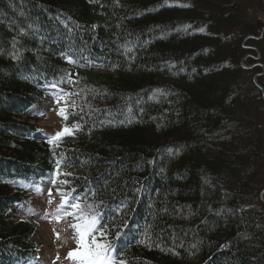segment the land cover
Segmentation results:
<instances>
[{
  "label": "trees",
  "instance_id": "1",
  "mask_svg": "<svg viewBox=\"0 0 264 264\" xmlns=\"http://www.w3.org/2000/svg\"><path fill=\"white\" fill-rule=\"evenodd\" d=\"M262 13L264 0H0V264L40 252V225L11 211L45 181L97 218L113 264H264L262 69L240 66ZM245 44L264 65V36ZM52 88L71 133L58 143L26 117Z\"/></svg>",
  "mask_w": 264,
  "mask_h": 264
},
{
  "label": "rangeland",
  "instance_id": "2",
  "mask_svg": "<svg viewBox=\"0 0 264 264\" xmlns=\"http://www.w3.org/2000/svg\"><path fill=\"white\" fill-rule=\"evenodd\" d=\"M247 46L248 50L255 53L250 48L255 46ZM247 54L252 55L251 52ZM60 104L56 95L47 92L42 96L41 101L26 114V117L31 119L30 123L37 125L42 135L54 143L60 142L63 135L56 138L57 133L64 130L63 118L59 114L62 111ZM27 196L26 202L13 207L11 216L27 218L40 225L36 240L41 244V250L34 256L32 264H80L78 259L69 258L70 252L82 251L77 243V233L72 227L80 223L76 208L72 207L74 201L64 199L63 195L56 192L48 181L32 185ZM91 239L92 236L87 238L88 241Z\"/></svg>",
  "mask_w": 264,
  "mask_h": 264
},
{
  "label": "snow or ice",
  "instance_id": "3",
  "mask_svg": "<svg viewBox=\"0 0 264 264\" xmlns=\"http://www.w3.org/2000/svg\"><path fill=\"white\" fill-rule=\"evenodd\" d=\"M59 114L63 115V111ZM65 134H71L67 127H65L63 132L57 133L56 138ZM72 207L79 209L78 204H73ZM77 219L80 220V223L72 227L77 233V243L79 249H82V251L70 252L69 258L78 259L80 264H113L111 258L107 256L110 245L98 242L94 235V233L98 231L97 218L95 216H86L81 212V215L77 217ZM89 236H92L90 241L87 240ZM100 238H103V233H100ZM121 264H123V262H121Z\"/></svg>",
  "mask_w": 264,
  "mask_h": 264
},
{
  "label": "water",
  "instance_id": "4",
  "mask_svg": "<svg viewBox=\"0 0 264 264\" xmlns=\"http://www.w3.org/2000/svg\"><path fill=\"white\" fill-rule=\"evenodd\" d=\"M263 15H264V13L261 14V16H263ZM263 36H264V26L261 28L260 33H259L257 36H255V35H248L247 37H245V38L243 39V42H242V47H243V48L248 47V46L245 45V42H246L247 40H249V39L260 40V39L263 38ZM250 48L253 49V50L255 51V55L245 54V55L243 56V58L241 59V61H240V66H241L242 68H244V69H250V68H252L253 66H259V67L262 68V71H261V72L256 73V74L253 76V83H254V85L259 89V91L261 92L262 98H263V100H264V89H263V87H262V86L258 83V81H257V77H258L260 74H263V73H264V65H263L262 63L258 62V60H259V58H260V52H259V50H258L256 47H250ZM247 57H251L252 59L255 60V62H254L253 64H251V65L244 66L243 61H244L245 58H247ZM263 194H264V189H262V190L260 191L259 195H258V197H259V199H260V201H261L262 203H264V200H263Z\"/></svg>",
  "mask_w": 264,
  "mask_h": 264
},
{
  "label": "bare ground",
  "instance_id": "5",
  "mask_svg": "<svg viewBox=\"0 0 264 264\" xmlns=\"http://www.w3.org/2000/svg\"><path fill=\"white\" fill-rule=\"evenodd\" d=\"M248 58V57H247ZM246 59V58H245ZM244 62V61H243Z\"/></svg>",
  "mask_w": 264,
  "mask_h": 264
},
{
  "label": "flooded vegetation",
  "instance_id": "6",
  "mask_svg": "<svg viewBox=\"0 0 264 264\" xmlns=\"http://www.w3.org/2000/svg\"><path fill=\"white\" fill-rule=\"evenodd\" d=\"M253 60V59H252Z\"/></svg>",
  "mask_w": 264,
  "mask_h": 264
}]
</instances>
